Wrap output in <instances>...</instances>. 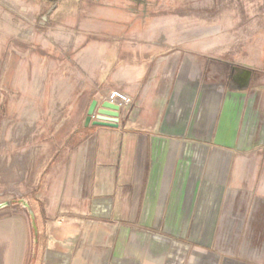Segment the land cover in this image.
Here are the masks:
<instances>
[{
	"label": "rangeland",
	"instance_id": "374dc122",
	"mask_svg": "<svg viewBox=\"0 0 264 264\" xmlns=\"http://www.w3.org/2000/svg\"><path fill=\"white\" fill-rule=\"evenodd\" d=\"M108 90L157 150L150 185H92L96 141L120 142L87 139ZM185 103V137L162 136ZM67 225L91 264H264V0H0L1 242L29 264L37 231L61 249Z\"/></svg>",
	"mask_w": 264,
	"mask_h": 264
},
{
	"label": "crops",
	"instance_id": "0c3cea01",
	"mask_svg": "<svg viewBox=\"0 0 264 264\" xmlns=\"http://www.w3.org/2000/svg\"><path fill=\"white\" fill-rule=\"evenodd\" d=\"M91 105V104H90ZM190 103H185L183 106L182 114L178 117H174L171 120H165L161 127V134L164 137L174 138V137H185L190 123ZM215 112L212 111L210 114V121H212ZM121 121V120H120ZM100 127L90 126L86 128L87 139L91 145V129L93 131L99 129ZM116 137L120 138L118 145H115V141H101L98 140L95 143V155H94V167L92 174V185L99 187L106 186H145L150 185L151 181L158 176L156 172L153 178V166L152 160L158 155L157 150H150L148 146L139 147L137 142L139 136L134 134V132H128L126 130L110 129ZM144 150L143 155V167L140 168L137 165L139 155V149ZM163 155H170L171 151L164 150L161 152ZM81 156V153H80ZM161 175V174H160ZM88 193L85 197V201H88L89 209L87 213L82 216L91 218V170H90V181H89ZM97 190V189H96ZM95 188L92 189V196H95V200L103 204V207H107V203L111 201L124 200L122 197L118 198V195H123V192L115 188H101L99 193H97ZM143 192V191H142ZM116 197V200H115ZM98 216H107L106 209H98L95 211ZM79 228L75 226H65L56 231L58 237L64 241L63 248L58 249L56 245H52L48 242L47 231H37L38 237H36V244L33 247V255L31 256L29 264H91L87 262L91 253L89 249L85 250V242L81 243L77 248L75 245V236ZM53 238V233H51ZM8 237V236H7ZM90 237V236H89ZM5 242H1L0 238V249L7 248L3 255V261H1L0 254V264H17L16 263V243L15 240L11 241L9 236ZM91 237L87 241V245L90 242ZM71 241V242H70ZM6 244V246H5ZM91 245V244H90ZM58 246V245H57ZM56 247V248H55ZM72 255L68 254L70 251H74ZM90 260V258H89ZM93 264H100V260L97 256H93Z\"/></svg>",
	"mask_w": 264,
	"mask_h": 264
},
{
	"label": "water",
	"instance_id": "95a60500",
	"mask_svg": "<svg viewBox=\"0 0 264 264\" xmlns=\"http://www.w3.org/2000/svg\"><path fill=\"white\" fill-rule=\"evenodd\" d=\"M120 117L121 112L117 105L109 101L100 104L97 99H94L87 112L85 127L97 126L118 129Z\"/></svg>",
	"mask_w": 264,
	"mask_h": 264
},
{
	"label": "built area",
	"instance_id": "2783aa9c",
	"mask_svg": "<svg viewBox=\"0 0 264 264\" xmlns=\"http://www.w3.org/2000/svg\"><path fill=\"white\" fill-rule=\"evenodd\" d=\"M105 96L104 98H102V101L99 102L100 104L105 101H109L115 105H117L120 108V112H122L124 110V108L126 107L128 100L126 98L125 95H123L120 91H105L103 93Z\"/></svg>",
	"mask_w": 264,
	"mask_h": 264
}]
</instances>
